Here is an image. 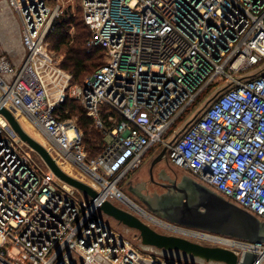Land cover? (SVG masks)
Here are the masks:
<instances>
[{
    "label": "built area",
    "instance_id": "obj_1",
    "mask_svg": "<svg viewBox=\"0 0 264 264\" xmlns=\"http://www.w3.org/2000/svg\"><path fill=\"white\" fill-rule=\"evenodd\" d=\"M47 1L3 0L21 50L0 56V111L24 119L97 197L80 199L0 113V264H194L141 243L153 252L143 255L101 211L110 202L156 231L180 229L120 188L164 149L172 168L264 222V0H77L88 52L105 53L82 86L47 43L68 7ZM69 99L104 139L96 158L77 121L59 115ZM226 239L244 245L219 246L240 263L252 253L264 264V244Z\"/></svg>",
    "mask_w": 264,
    "mask_h": 264
},
{
    "label": "water",
    "instance_id": "obj_2",
    "mask_svg": "<svg viewBox=\"0 0 264 264\" xmlns=\"http://www.w3.org/2000/svg\"><path fill=\"white\" fill-rule=\"evenodd\" d=\"M0 113L7 119L21 140L44 160L59 179L93 199L97 197V192L89 185L62 170L47 148L27 133L10 110L2 108ZM166 157L167 150L164 149L154 159L152 168L160 164ZM159 174L160 180L169 182V184L161 185L167 189V192L161 195L157 193L144 196L143 194L136 195L147 211L186 230L215 237H226L249 244H264V222L259 218L188 175H185L179 182L171 178H164L162 171ZM151 179L153 180V174H151ZM134 190L129 187V191L135 194ZM101 211L122 226L137 232L143 246L163 251L165 254L181 253L184 256L183 259L190 260L194 264L195 262L202 264H254L256 259L254 254L246 253L240 263L236 252L229 248L204 246L185 237L158 232L136 215L110 202L103 203Z\"/></svg>",
    "mask_w": 264,
    "mask_h": 264
},
{
    "label": "trees",
    "instance_id": "obj_3",
    "mask_svg": "<svg viewBox=\"0 0 264 264\" xmlns=\"http://www.w3.org/2000/svg\"><path fill=\"white\" fill-rule=\"evenodd\" d=\"M71 30H75L73 39ZM90 39L91 32L84 23L81 8L76 14H70V8H67L64 16L55 21L47 38L48 47L52 52L64 53L60 66L71 74L74 86H82L88 77L105 64L104 51L95 49L88 52L87 43ZM59 115L61 118L76 119L84 132L86 152L90 159L101 154L104 139L96 129L93 119L78 101L67 100Z\"/></svg>",
    "mask_w": 264,
    "mask_h": 264
},
{
    "label": "rangeland",
    "instance_id": "obj_4",
    "mask_svg": "<svg viewBox=\"0 0 264 264\" xmlns=\"http://www.w3.org/2000/svg\"><path fill=\"white\" fill-rule=\"evenodd\" d=\"M57 1L58 0H48L47 3H48V6L51 7V8H54L56 5H57ZM63 1V0H62ZM64 2L66 3V6L68 8H70V14H76L77 11H80V7L78 6V4H80V2L77 0H64ZM67 10V9H66ZM16 18H17V21L18 23L21 22L20 18L18 17V15H16ZM74 31L75 30H71V36H72V39H73V34H74ZM55 54V57L57 58L58 61H62V58L64 57V53L61 52L60 54L57 53V52H53ZM91 77V76H90ZM89 78V77H88ZM87 78V79H88ZM86 79V80H87ZM85 80V81H86ZM85 83V82H84ZM76 120V119H75ZM23 125L25 124L26 125V121L21 119L20 121ZM181 126H183V128L185 127V124H182ZM36 136V135H35ZM39 136V135H38ZM43 143V139L40 138V136L38 137ZM106 141L108 143L112 142V138L111 137H108L106 139ZM161 150V147L160 146H157L153 151L154 152H159ZM152 151V152H153ZM154 153L152 154H149L145 157L144 159V162H143V166L134 171L130 176H128V179L129 180H125L121 185H120V188L131 198L133 199L135 202H137L138 204H140L142 206V204L139 202L136 194H134L133 192L129 191V187H130V184L131 183V188H136L139 186L140 182H145L147 179H148V176L150 175L149 173V170H150V164H151V161L156 158L154 155ZM153 156V157H152ZM66 168V167H65ZM159 170L158 171H162L164 172L169 178L171 179H174L176 181H181L183 179V177L186 175L184 174V172H180L174 168H172L168 163H167V160H163L159 166H158ZM190 177V176H189ZM192 178V177H191ZM129 184V186H127ZM133 186V187H132ZM82 194V195H81ZM78 197L80 199H82V196L84 198H88L89 196L83 192L81 193H78L77 194ZM89 201V198L87 199ZM105 219V222L106 224L112 229L114 230L116 233H119L121 235H123L125 238H127L128 240H131L134 244H135V247L136 249L142 253L143 255H148L147 253L151 254L153 253L152 251L149 250V252H145L144 249L141 248V241H139V236L137 234V232L133 231V230H130L124 226H122L121 224H119L118 222H116L115 220H113L112 218H104ZM164 226H167L166 224H162ZM177 228V227H176ZM179 229V228H178ZM179 230H184V231H187L186 229H183V228H180ZM158 231L160 232H163V233H167V232H164L165 230H161V229H158ZM189 232H194V231H189ZM174 233L173 235H176V236H180V237H185V238H188L189 240L191 241H194V242H197L199 244H202L204 246H225V244H222V243H218V242H213V241H209V240H205V239H202V238H198V237H194V236H189V235H186V234H181L180 232H169V234H172ZM194 233H197L196 231ZM199 234H203V233H199ZM219 238H226V237H219ZM229 246V245H228ZM142 249V250H141Z\"/></svg>",
    "mask_w": 264,
    "mask_h": 264
},
{
    "label": "crops",
    "instance_id": "obj_5",
    "mask_svg": "<svg viewBox=\"0 0 264 264\" xmlns=\"http://www.w3.org/2000/svg\"><path fill=\"white\" fill-rule=\"evenodd\" d=\"M20 50L18 29L10 18L3 0H0V56L5 55L12 60Z\"/></svg>",
    "mask_w": 264,
    "mask_h": 264
},
{
    "label": "flooded vegetation",
    "instance_id": "obj_6",
    "mask_svg": "<svg viewBox=\"0 0 264 264\" xmlns=\"http://www.w3.org/2000/svg\"><path fill=\"white\" fill-rule=\"evenodd\" d=\"M152 163H153V160L151 161V164H150V170H149L150 175L148 176V179L145 182H140L139 186L136 188V190H134L135 194L138 196L142 194L143 196L144 195H154L155 193L161 195L167 192V189L165 187L163 188L161 185L169 184V182H163L162 180L159 179L160 178V174H159L160 171H158L159 164L156 165L154 168H152ZM151 174H153V180L151 179ZM162 175L164 178H169L164 172ZM129 184L131 188V183ZM132 189H135V188H132Z\"/></svg>",
    "mask_w": 264,
    "mask_h": 264
},
{
    "label": "bare ground",
    "instance_id": "obj_7",
    "mask_svg": "<svg viewBox=\"0 0 264 264\" xmlns=\"http://www.w3.org/2000/svg\"><path fill=\"white\" fill-rule=\"evenodd\" d=\"M24 120V119H23ZM21 123V122H20ZM22 127L27 131V133H29L34 139H36L37 141H39L41 144L43 143L38 137V135L36 134V132L33 131V129L28 125V123L26 122V125L22 124ZM36 135V136H35ZM41 138V137H40ZM164 226V225H163ZM165 227H168L170 228L172 231H177V232H180L181 234H186V235H189V236H194V237H198V238H202V239H205V240H209V241H213V242H218V243H222V244H225V245H232V246H235V245H238V246H244L242 244H236L234 241L232 240H228L226 238H219V237H215V236H211V235H207V234H199V233H194V232H189V231H184V230H179L178 228L174 227L172 228L173 226H170V225H167ZM172 256H175L177 258H184L183 254L181 253H178V252H173V253H170Z\"/></svg>",
    "mask_w": 264,
    "mask_h": 264
}]
</instances>
